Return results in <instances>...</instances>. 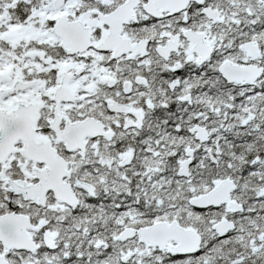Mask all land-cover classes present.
Instances as JSON below:
<instances>
[{"label":"snow or ice","instance_id":"6c2138e0","mask_svg":"<svg viewBox=\"0 0 264 264\" xmlns=\"http://www.w3.org/2000/svg\"><path fill=\"white\" fill-rule=\"evenodd\" d=\"M0 264H264V0H0Z\"/></svg>","mask_w":264,"mask_h":264}]
</instances>
